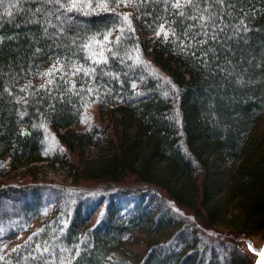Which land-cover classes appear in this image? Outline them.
<instances>
[{
  "label": "trees",
  "instance_id": "1",
  "mask_svg": "<svg viewBox=\"0 0 264 264\" xmlns=\"http://www.w3.org/2000/svg\"><path fill=\"white\" fill-rule=\"evenodd\" d=\"M43 161L71 181L18 173ZM255 238L264 0H0V264H254Z\"/></svg>",
  "mask_w": 264,
  "mask_h": 264
},
{
  "label": "rangeland",
  "instance_id": "2",
  "mask_svg": "<svg viewBox=\"0 0 264 264\" xmlns=\"http://www.w3.org/2000/svg\"><path fill=\"white\" fill-rule=\"evenodd\" d=\"M95 107L89 108V110L86 112L85 117L88 120V122H91L92 124L96 123L97 118L95 117ZM45 153L49 154L52 152H55L58 149H63L62 146L59 144V142L56 140L54 135L50 132L47 131L46 137H45ZM96 152L97 149L95 147H88L85 150V157L86 158H94L96 157ZM30 170V171H29ZM29 171V173H35L38 175L39 178L41 179H47V180H52L55 181L56 183H59L61 185L66 184L71 181V177L69 173L65 170H62L57 167H53L49 162L43 161V162H38L34 164L32 167L27 168H22L18 173L20 175H23L24 172ZM99 213H95L92 218L91 222L92 224L96 222L98 219ZM254 242L258 245L261 246L263 245L264 241L255 238ZM260 247V248H261ZM142 250V247L140 245H137L132 242H127L121 249L119 253H117L115 256H123V257H131L132 254L138 253Z\"/></svg>",
  "mask_w": 264,
  "mask_h": 264
},
{
  "label": "snow or ice",
  "instance_id": "3",
  "mask_svg": "<svg viewBox=\"0 0 264 264\" xmlns=\"http://www.w3.org/2000/svg\"><path fill=\"white\" fill-rule=\"evenodd\" d=\"M189 3L192 2V0H188ZM218 3H224V0H217ZM262 257V261L258 262V264H264V250H262L260 253H258Z\"/></svg>",
  "mask_w": 264,
  "mask_h": 264
},
{
  "label": "water",
  "instance_id": "4",
  "mask_svg": "<svg viewBox=\"0 0 264 264\" xmlns=\"http://www.w3.org/2000/svg\"><path fill=\"white\" fill-rule=\"evenodd\" d=\"M262 250H264V243H263V245H262V247H261L260 252H261ZM261 261H262V257L258 254V256H257L256 261H255L254 264H258V262H261Z\"/></svg>",
  "mask_w": 264,
  "mask_h": 264
}]
</instances>
